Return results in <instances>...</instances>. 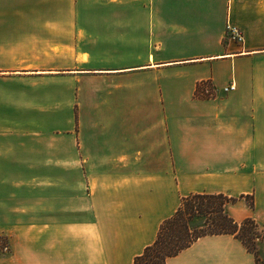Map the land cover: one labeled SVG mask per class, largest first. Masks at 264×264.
Wrapping results in <instances>:
<instances>
[{
  "label": "crops",
  "instance_id": "0c3cea01",
  "mask_svg": "<svg viewBox=\"0 0 264 264\" xmlns=\"http://www.w3.org/2000/svg\"><path fill=\"white\" fill-rule=\"evenodd\" d=\"M16 1L25 0H0V50L9 55L0 79L62 77L10 68L29 63L32 32L30 8H8ZM136 1L147 7L104 10L101 16L112 21L86 30L113 44L120 66L76 71L110 84L76 85L86 101L71 129L70 153L55 159L70 161L78 179L65 191L69 197H43L53 200L43 208L53 232L45 228L34 249L1 257L0 264H133L181 199L196 193L240 198L228 214L264 228V0ZM54 13L56 43L78 40L62 36L78 33L75 12L65 25L63 10ZM229 26L240 30L241 41ZM202 82L211 84L212 96H196ZM29 88H0V162L31 158L27 111L18 101ZM0 170L9 176L8 168ZM31 209L23 206V216ZM167 264H256V258L234 236L213 235Z\"/></svg>",
  "mask_w": 264,
  "mask_h": 264
},
{
  "label": "rangeland",
  "instance_id": "374dc122",
  "mask_svg": "<svg viewBox=\"0 0 264 264\" xmlns=\"http://www.w3.org/2000/svg\"><path fill=\"white\" fill-rule=\"evenodd\" d=\"M23 3L24 8H30L31 14L30 52L26 56L28 57L26 61L29 63L10 65V68L25 70L30 75H61L62 77L23 79L24 81L0 79V88L22 91L31 87L25 97H18L20 103L24 100L22 106L27 111L25 115L29 129L26 132L31 143L29 154L31 158L0 162V169H9V176L0 175V258L8 257L15 251L21 255L24 249H34L40 235L45 233V228L47 232H53L54 224H48L49 226L46 224V220L49 222L51 217L43 211L45 204H50L53 200H43V197L49 196V193L51 197L61 195L69 197V192L65 191H69L72 180L78 179L76 171L74 174L71 169L70 161L55 159L57 152L70 153L68 144L71 129L76 125L80 102L83 104L86 101V96L83 94L82 97L78 96L76 85L88 84L92 90L101 89L110 83L104 81L105 79L97 80L94 77L82 79L83 74L76 71H105L120 66L117 49H112V43L100 41L99 36L89 35L86 31L88 26L97 30L98 24L110 23L112 18L101 16L104 10L123 12L147 7L145 1L136 0H25L16 1L8 8H18ZM57 9H62L64 12L59 18L64 25L71 21L70 12H75L72 26L78 27V33L65 34L63 31L62 36L71 35L78 40L67 39L66 43H56L55 39L60 33L56 34L55 28L52 27L55 18L49 15L55 14L54 11ZM40 26H46L48 29L41 30ZM230 28L232 27L229 26L228 30ZM238 31L240 32L239 29ZM98 34L99 31H96L95 35ZM1 50L0 68H9V65L3 64L9 55L2 53ZM99 74L104 73L89 75ZM210 86H207L201 94L212 96L214 89ZM42 141L45 143L40 147L39 142ZM15 156L18 157V154ZM55 190L63 192L55 193ZM246 198L254 202L252 196ZM246 198L245 201L248 203ZM236 199L237 202L240 198ZM235 203H230L227 207ZM23 206L32 208L29 215H24L27 218L25 223H23ZM201 225H203L202 219H195L191 223L192 228H199ZM262 229L259 238H254L250 243L256 264H264V228ZM12 234H15L13 240ZM37 258L29 259L37 260Z\"/></svg>",
  "mask_w": 264,
  "mask_h": 264
},
{
  "label": "trees",
  "instance_id": "16d2710c",
  "mask_svg": "<svg viewBox=\"0 0 264 264\" xmlns=\"http://www.w3.org/2000/svg\"><path fill=\"white\" fill-rule=\"evenodd\" d=\"M209 85V82L198 85L196 96L208 98L201 93ZM236 200L225 194L196 193L183 197L175 213L161 223L153 244L136 256L133 264H167L169 258L178 255L198 239L213 235H233L254 254L250 243L254 238H259V232L263 229L253 218L237 222L228 214L227 205ZM248 206L254 208L252 199L248 200ZM195 219H202L203 225L192 228L191 223Z\"/></svg>",
  "mask_w": 264,
  "mask_h": 264
},
{
  "label": "built area",
  "instance_id": "2783aa9c",
  "mask_svg": "<svg viewBox=\"0 0 264 264\" xmlns=\"http://www.w3.org/2000/svg\"><path fill=\"white\" fill-rule=\"evenodd\" d=\"M230 33H231V37L234 39V40H241L242 39V36L240 34V32L238 31L237 28L235 27H232L230 28ZM229 89H234V84L230 85L229 87L225 88V90H229Z\"/></svg>",
  "mask_w": 264,
  "mask_h": 264
}]
</instances>
